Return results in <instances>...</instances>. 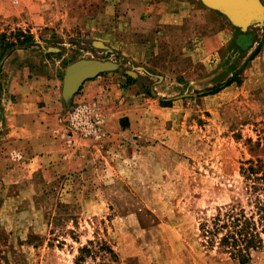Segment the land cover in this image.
Wrapping results in <instances>:
<instances>
[{
    "label": "rangeland",
    "instance_id": "374dc122",
    "mask_svg": "<svg viewBox=\"0 0 264 264\" xmlns=\"http://www.w3.org/2000/svg\"><path fill=\"white\" fill-rule=\"evenodd\" d=\"M151 1L0 0V264H240L204 244L200 223L245 202L240 165L254 158L249 140L264 137V0L244 29L230 21L227 45L166 48L149 77L146 57L132 59L117 39L144 42L134 29L145 27ZM96 9L101 32L77 22ZM81 59L113 62L106 71L138 80L100 113L108 128L72 141L55 135L36 155L4 143L18 82L62 89ZM78 100L87 101L62 100L57 134ZM83 247L92 252L82 258ZM246 264H264V245Z\"/></svg>",
    "mask_w": 264,
    "mask_h": 264
},
{
    "label": "crops",
    "instance_id": "0c3cea01",
    "mask_svg": "<svg viewBox=\"0 0 264 264\" xmlns=\"http://www.w3.org/2000/svg\"><path fill=\"white\" fill-rule=\"evenodd\" d=\"M102 15L101 10L96 9L94 15H79L77 22L80 26L85 24V27L90 26L89 22L93 23L90 27L101 32L104 29L102 28ZM144 19L142 23L145 27L134 29V31L142 32L134 36L137 39L145 38L144 42L130 43V46L120 38L117 42H122L127 46V51L133 47L130 52H127L132 55V59L146 57L145 61L148 65L146 68L151 71L148 72L149 77L154 76L152 72L154 68H162L157 61L166 48L173 50L181 45L203 44L204 51L211 53L227 45L233 37L234 29L230 19L221 11L206 6L201 0H152ZM108 32L113 34L111 30ZM108 32L103 33L107 35ZM254 57L256 58L251 61L254 60L253 65L259 69L258 66L262 61H259L257 56ZM131 78H134L131 72L122 77H119L115 70L100 72L85 79L80 85L81 88L77 89L79 93L73 94L72 97H80L94 103L100 113L106 117L112 112L115 103L114 91L134 88L138 82V80L130 82ZM12 93L14 101L10 109L5 112L9 128L4 131V143L7 144L15 139L14 142L23 152L36 155L38 149L47 150L53 141H56L53 136L57 135V140L61 137L64 139V131H59L57 134V129L60 128L54 127L51 123L63 106L60 87H40L38 80L33 77L18 82ZM121 101L120 103H125L126 97L121 98ZM10 120L13 123L9 122ZM102 125L103 129L108 128L106 121ZM42 152L45 156L46 151Z\"/></svg>",
    "mask_w": 264,
    "mask_h": 264
},
{
    "label": "trees",
    "instance_id": "16d2710c",
    "mask_svg": "<svg viewBox=\"0 0 264 264\" xmlns=\"http://www.w3.org/2000/svg\"><path fill=\"white\" fill-rule=\"evenodd\" d=\"M7 44L13 46L15 42L9 41ZM258 51L254 52L252 58ZM131 81L134 80L131 78ZM249 143V151L254 158L242 162L239 170L245 202L233 199L219 207L208 221L200 223V236L204 244L227 254L240 264L250 262L253 252L259 251L264 245V137L254 142L249 140ZM98 250L102 255L115 256L105 244H100ZM81 251L83 258L90 255L92 249L83 247Z\"/></svg>",
    "mask_w": 264,
    "mask_h": 264
},
{
    "label": "water",
    "instance_id": "95a60500",
    "mask_svg": "<svg viewBox=\"0 0 264 264\" xmlns=\"http://www.w3.org/2000/svg\"><path fill=\"white\" fill-rule=\"evenodd\" d=\"M206 6L224 13L231 22L244 29L249 21L263 11L260 0H201ZM117 64L96 59H81L69 65L64 73L62 96L66 101L81 83L100 72L115 69Z\"/></svg>",
    "mask_w": 264,
    "mask_h": 264
},
{
    "label": "built area",
    "instance_id": "2783aa9c",
    "mask_svg": "<svg viewBox=\"0 0 264 264\" xmlns=\"http://www.w3.org/2000/svg\"><path fill=\"white\" fill-rule=\"evenodd\" d=\"M102 116L91 102L78 100L67 112L64 135L69 141L76 136H96L102 128Z\"/></svg>",
    "mask_w": 264,
    "mask_h": 264
}]
</instances>
